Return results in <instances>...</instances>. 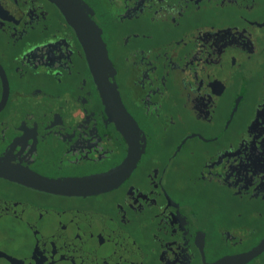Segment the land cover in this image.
<instances>
[{"label": "flooded vegetation", "instance_id": "flooded-vegetation-1", "mask_svg": "<svg viewBox=\"0 0 264 264\" xmlns=\"http://www.w3.org/2000/svg\"><path fill=\"white\" fill-rule=\"evenodd\" d=\"M78 1L101 30L115 70L109 81L144 151L120 187L72 206L0 198L25 213L87 215L37 249L17 228L28 219L0 214L6 256L16 244L15 264H211L256 246L250 238L264 229V0ZM97 86L53 2L0 0V157L51 179L119 165L132 144ZM192 190L213 192L208 215ZM37 219L29 223L38 227Z\"/></svg>", "mask_w": 264, "mask_h": 264}, {"label": "water", "instance_id": "water-1", "mask_svg": "<svg viewBox=\"0 0 264 264\" xmlns=\"http://www.w3.org/2000/svg\"><path fill=\"white\" fill-rule=\"evenodd\" d=\"M50 1L60 9L79 37L91 75L98 85L105 110L108 115L113 116L117 130L124 140L131 143L132 146L119 165L104 173L62 179L43 177L20 162H15L12 156L3 155L0 157V179L54 196L74 198L97 196L120 187L136 168L144 151L143 146L139 144L141 131L122 104L116 85L109 81V78L115 74V70L108 57L105 43L101 38V30L88 15V12H91L90 8L78 0ZM0 214L6 215L5 221L14 220L18 222L20 220L19 222H21V219L22 221L28 219L26 224L19 223L17 228L24 233L27 239L25 242L30 241L39 245L44 241L46 243L50 241V236L54 234L56 229H59L57 234H61L67 227V221L72 222L87 217L85 214L56 213L37 208L25 213L19 203L2 201H0ZM29 217H37L39 226L35 227L33 223H29ZM23 225H25V229H23ZM5 228L6 226L4 228L0 227V231L3 233ZM5 245L1 244L0 259H3L2 261L6 263V257H8L7 263L15 264L16 251H18L16 244L15 247L11 246L12 249L14 248L12 256H6L3 250L5 248L9 249L10 245L8 243ZM263 252L264 237L250 250L237 255L224 256L211 264H248Z\"/></svg>", "mask_w": 264, "mask_h": 264}, {"label": "rangeland", "instance_id": "rangeland-1", "mask_svg": "<svg viewBox=\"0 0 264 264\" xmlns=\"http://www.w3.org/2000/svg\"><path fill=\"white\" fill-rule=\"evenodd\" d=\"M188 194L192 195L193 205L197 206L198 209L200 208L203 215L204 214L208 215V213H209L208 207L212 203L210 201L209 197L213 194V192L209 190L207 193H202L199 190H192ZM207 195H209V196H207ZM203 196H207L206 197L207 199H203ZM0 198L7 199V200L17 199L18 201L24 202L23 206L25 208L26 207L31 208L33 206H36V207H40V208H46V209L52 208L53 209L59 205L65 204V206H70V205L72 206V205H74V203L79 202L76 198H55V197L53 198L51 196H47L45 194L35 192L32 190L20 189L16 186H12V185L8 184L7 182H4V181H0ZM94 200H96L94 202L101 201L100 198H97ZM221 218H224V216H222ZM263 237H264V229L256 232V234L250 238V241L259 240V239L261 240ZM63 239L64 240L66 239V235H63ZM98 242L100 243V241L93 240L92 247L94 248L95 245L98 246L99 245ZM27 243H28V241H27ZM56 243H57L56 241H53L51 243L50 247L55 248ZM38 245L39 244H36L37 249H39V247H40V245L39 246ZM33 246H35L34 243H33ZM25 261H26V259L22 258L20 263H23ZM0 264H8V263H5L4 261H0ZM26 264H27V262H26ZM250 264H264V252L260 256H258Z\"/></svg>", "mask_w": 264, "mask_h": 264}]
</instances>
